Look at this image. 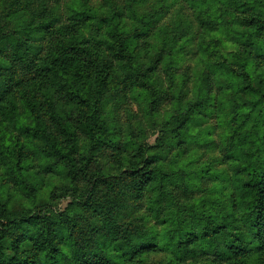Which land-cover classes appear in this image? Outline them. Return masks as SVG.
Masks as SVG:
<instances>
[{
	"label": "rangeland",
	"instance_id": "1",
	"mask_svg": "<svg viewBox=\"0 0 264 264\" xmlns=\"http://www.w3.org/2000/svg\"><path fill=\"white\" fill-rule=\"evenodd\" d=\"M112 12L133 60L111 67L99 126L85 106L39 93L45 86L26 95L22 82L49 58L55 30L69 27L91 48ZM15 87L17 113L29 104L25 125L41 115L71 164L18 127L22 116L1 102ZM257 113L262 139L239 155L232 128ZM3 122L0 200L13 220L0 212V264H247L245 248L264 245V192L241 189L261 165L264 174V0H0Z\"/></svg>",
	"mask_w": 264,
	"mask_h": 264
},
{
	"label": "trees",
	"instance_id": "2",
	"mask_svg": "<svg viewBox=\"0 0 264 264\" xmlns=\"http://www.w3.org/2000/svg\"><path fill=\"white\" fill-rule=\"evenodd\" d=\"M208 2V0H207ZM117 14V13H116ZM103 35H98L93 37L91 48L82 47L80 38L71 36V28L62 27L54 31V37L52 38L51 44V53L49 58L45 59L40 65H37V71H34L35 78L29 79L22 82V90H25L26 95H35L37 88L45 86L46 92L43 90H38L39 93L44 94L49 97L57 94L59 98L63 99L66 102L75 104L76 107L85 106L92 115V124H97L101 120V116L98 114L100 97L102 96V87L107 83V79L110 75L111 67L116 63H124L126 65L131 64L133 57V43H127L126 38L122 37L124 32L123 26V16L120 14L115 15L114 12L109 16V21L107 27L110 26ZM126 62V63H125ZM243 81L244 86H250L251 81H249V74L244 73ZM233 77H240L241 75H233ZM19 89V88H18ZM17 88L10 92H6L3 96L2 101H7L10 104V111L15 115L22 116V119H18V127H22L27 132H32L33 134L42 135L46 140L52 145L53 152H56L58 155H62L67 164H71L72 160L68 153L63 152L56 147L54 143L53 133L52 135L46 134V122L41 115L34 117L33 128L27 127L24 122L26 117V112L29 110V104L25 105V110L23 112L17 113L19 107L16 101V92ZM53 91V92H52ZM54 105V104H53ZM56 111V110H55ZM255 109H252L248 115H253ZM54 118L56 122H61V117L57 112H54ZM178 121V118L175 119V122ZM175 124L173 123L174 126ZM0 128L7 129V123H0ZM263 128L262 116L257 113L255 118H247L245 120H240L233 128L232 133L235 134L233 137L236 144L237 153L240 155L243 149L253 141L257 139H262L260 136L261 130ZM33 129V130H32ZM72 133H76L75 129L71 130ZM260 132V133H259ZM175 133V132H174ZM173 133V134H174ZM186 134L176 133L174 135V141L179 140L184 142ZM57 144L65 148L63 141H58ZM61 147V148H62ZM16 164L12 167L13 172H16L19 175L16 181L19 182L22 190L29 189L27 185L26 175L21 172L19 161L16 160ZM256 184L251 186H242L241 189L243 193L247 195H253V192L261 194L264 192V174L262 165L259 167L257 172ZM259 178H262V182ZM254 188V189H253ZM0 212L6 213L5 218L7 220H13L9 216V209L6 205V202L0 200ZM29 222L32 219L28 220ZM21 219H18L17 224L21 225L23 222ZM38 247L39 250L47 253V256L54 258V246L50 241V237L47 233H38ZM7 241L5 236L0 237V256L3 255L2 250L6 246ZM241 251L244 249L241 248ZM229 252L232 253L233 249L230 248ZM230 255H226L229 257ZM262 257H264V245L252 244L249 247L245 248L243 251V260L247 264H262L264 263ZM25 261V260H24ZM22 261V262H24ZM15 262V261H14ZM18 263V262H15Z\"/></svg>",
	"mask_w": 264,
	"mask_h": 264
}]
</instances>
